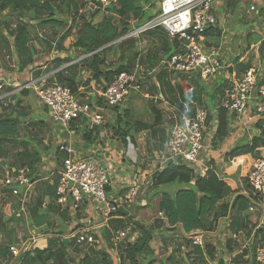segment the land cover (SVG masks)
<instances>
[{
    "label": "crops",
    "instance_id": "obj_1",
    "mask_svg": "<svg viewBox=\"0 0 264 264\" xmlns=\"http://www.w3.org/2000/svg\"><path fill=\"white\" fill-rule=\"evenodd\" d=\"M246 2L248 6L243 16L240 14L241 10L237 11L236 7L232 8L231 4L229 5L230 1L228 0L217 1L213 6L218 25L215 29H212V35L204 36L203 42L211 43L214 45L211 48H219L220 50L222 70L216 76L207 81H203L196 76L193 77L189 83L194 84L193 86L195 89L190 94H187L189 91L186 92L185 88H182L180 82L177 81L178 78L186 80L185 77L166 71V69H159V65L162 61L160 56L151 58L146 57V60L142 63V67L145 70H148L149 68L150 71L148 70L149 72L147 73L150 75L143 77L141 93L151 96L152 99L154 97H162L166 103L168 102L171 107L179 109L178 111L181 113L187 108L188 113L186 116H190L196 108L200 107L205 109L207 115L213 117V121L207 124L206 127L210 129V132L215 133L212 128L216 127L214 126L216 118L214 117V113L206 106L205 100L208 99L209 96H212V98L215 96L216 100L213 98L214 102L219 106L222 101L223 89L227 83L234 78L242 77L249 69L255 70L254 66L256 65L254 64L250 66L247 65L243 71H240L238 66L247 61L249 64L250 52L254 51V48H258V46L262 44V41H264V1H258L259 3H255L257 9L254 12H249V7L254 4L253 1ZM243 9L245 8H242V10ZM259 11L262 12V16L260 17L257 15V12ZM231 18H234L235 20V23L233 24L235 28H241V26L244 28H242V30L239 29L236 34L233 33L231 37H228L227 33L230 30L229 26L231 25ZM35 25V28L31 27V29L33 30L32 36L35 37L36 35L37 39H33L29 42L33 54L25 59H20V57H18L14 45L11 43L8 44L7 41L9 40L4 35V31L0 30V84L2 85V88L0 89V117L14 119L18 124L17 128H19L15 136V143L13 141L10 143H4V147L11 149L13 147L15 148L16 158H14V163L19 165L18 167H21L20 165L23 166L22 162L26 163L24 166L30 165V167H32L33 171L31 172V179L34 182V195L30 202L29 210L30 213L32 212L30 215L34 216L33 220H35V216L40 213L48 215L50 222L49 232L36 231V229L31 228V224H29V229L32 234L30 236H33L34 239H36V245L32 250H43L47 248L49 239L56 240L55 242L57 243L53 244L54 248H56L60 241L66 239L77 225H80L81 228L88 227L91 234L97 236V239L95 238L97 244L99 242L107 243L106 239L109 237L107 230H113V226L109 222L114 218L106 216V212L104 213V216L107 220L101 221L103 219L102 216L92 213V209H90L85 215L78 216L77 214L79 211L72 213L70 209L67 210L68 207H64V211H59L56 204L54 205L55 202L48 203V200H46L47 187L50 186L49 184L52 185L54 183L55 185V183H57V172L61 167L62 158L64 157L59 153L58 148L61 145H70L74 150L75 155L79 158L94 159L103 166H108L107 163L111 164L113 168L108 170L110 178L108 189L112 187V183L117 189V192L115 193V197L114 195L108 197V199L111 200L110 202H116L123 197L125 198L129 192H135L132 203L136 204V202H138L139 205H144L148 201L149 192L153 190V188L152 190L149 189L152 185L151 175L157 170L163 169L167 164L165 157L171 124L165 122L163 111L160 106L147 105L148 109L155 108V110L160 113L162 122L161 125L152 131L151 138H153V143L147 142L148 147L150 146L149 149H151V153H145V162H147V164L145 165L143 159H139L134 166L131 164V161L127 159V151L122 143V145L120 144V147H122L121 149H125V151L120 149L119 151L114 152V155L106 153L105 147H107L108 151L114 144L120 142L117 139L115 141L109 139L106 131L101 132L97 137L95 134H93V136L89 135L88 137L83 136L85 128L90 130L87 122L83 119L74 122V126L72 125L71 127L73 129V134H68L61 131V129L56 130L53 127L48 128V125L45 122L46 117L50 119L47 109L38 102L37 97L32 91L18 94V92L15 91V86L22 84L25 81L27 82L39 78H43L47 82H61L62 80L64 81L62 84L67 86L68 81H65V79H74L76 87L74 94L75 97H77L82 103H91L93 109H99L100 115H102L103 124L109 121V119L105 120V118H107L106 116L112 118L120 112L105 107L103 103H97V94H99L101 88L106 84V80L104 76H101L99 79L93 78V73L88 67H86V62L88 60L86 57L88 54L83 55L78 49L72 46L73 43L70 47H66L64 41H66L67 38L63 42H60L59 40L60 44L58 43L59 45L56 46V44H54L55 38L58 40V38L64 34V31L58 30L56 31V36H51L49 29H41L38 24ZM245 30L249 32L246 36L244 35ZM218 31H220V36H216ZM153 35L158 34H151L148 37ZM47 39L51 42V48L46 47L42 41ZM252 39H257L256 45L251 43ZM210 40L218 45L216 46ZM242 41L244 44H242ZM151 44H153V42ZM204 46L206 51L211 49L205 44ZM257 83L258 86H264L263 81H257ZM155 88H157V90H155ZM168 88L172 91L169 95L165 93V90ZM207 94L209 96H207ZM140 96L137 93H131L125 106L134 107L133 100ZM187 96H190V100H187ZM198 98L201 99L203 107L197 104ZM253 112L254 106L253 100H251L249 102L247 115L252 114ZM227 117L229 121L228 129H231L233 123H238V126L235 128L236 131H230V134L232 135L228 139V143L232 145V147H235L237 145V140L244 138L242 137L245 133L244 131H250L249 127L252 124L244 125L245 117H242V121H239L234 115H227ZM19 118L24 119V121H21ZM253 127L254 133L256 134L257 128L254 125ZM160 129L163 131L160 132ZM141 133L143 135L146 131H141ZM141 133L134 132L132 136L133 139L131 144H133L137 150H139L141 146ZM207 135H209V132ZM29 140L37 146L30 145ZM212 140L213 136H207L205 139L203 146L204 152L201 151L198 157L200 161L199 164L201 166L205 165V159L213 162L212 167L214 170H221V166L225 165H228L226 168L228 169L233 163L231 161H226L225 158L222 157L226 155V148L214 150L211 145ZM5 142H8V140ZM36 147L40 149V153L36 151L37 149L35 151L33 150ZM115 150L116 149L113 151ZM116 159H119L120 163L125 166L120 168L121 173L123 174L122 177L121 175H117L116 165L113 163ZM250 161L252 166L254 158H251ZM251 166L249 170L251 169ZM242 168V164L238 165L236 172L231 175H226L225 169L222 177L223 179L232 181L240 194H244L246 192V186H248L246 178H243ZM216 173L218 174L217 170ZM111 174H113V176H111ZM234 176H237V178L239 177L238 182L240 185H237V180H235ZM244 179L246 180L245 183ZM235 196L236 194L233 195L232 199H234ZM50 197L52 199L54 198L53 195H50ZM6 201L8 202L7 208L4 210L1 209L0 211V247L7 245L6 247L9 248L10 246L16 245L17 240L15 237L17 233L24 231V227H21L20 224H11L9 220H6V216L9 217L12 215V199H6ZM126 207L128 206H125L124 209H126ZM220 224H222L221 220L218 226ZM179 230L180 232L175 231L176 235L174 237L170 236L171 239H167V237L168 235L173 234V231H165L164 236L160 235L163 243V245H161L163 251L160 250V252H165L164 250L167 252L160 255L159 251L154 250L156 258H163L175 251L174 248H180L178 251L180 252L181 257L185 253L183 258L187 262L190 260L189 262H195L196 264H218L220 260H225L224 256L226 255L230 259L236 257L239 264H259L252 257L253 244L251 238L248 239V242H251L250 246L246 243H242V247H239L232 243L231 246L233 250L229 251L227 246L225 247L223 244L219 243V227L213 233L196 230L189 235H186L181 228H179ZM102 232H104V234ZM8 234L11 235V239H9V237L5 238ZM194 236L200 237L203 244H205L204 242L207 237L213 238L214 241L217 240L218 248L215 246V243L206 244L215 248V259L213 261L208 260L203 251V247H200L203 251L202 255H200L197 254L196 247H193L192 244L189 245L187 242L184 243L185 239ZM27 237L28 234L25 232L24 239ZM166 240H170V242H167ZM206 245H204V247ZM219 255H221L220 259L218 258ZM15 260L16 258L12 257L9 252L0 254V264H14ZM114 264H116L115 261ZM156 264H159V262Z\"/></svg>",
    "mask_w": 264,
    "mask_h": 264
},
{
    "label": "trees",
    "instance_id": "obj_2",
    "mask_svg": "<svg viewBox=\"0 0 264 264\" xmlns=\"http://www.w3.org/2000/svg\"><path fill=\"white\" fill-rule=\"evenodd\" d=\"M110 1H112L110 5L104 7L100 0H0V25L8 23L12 19L18 21L20 26L16 31L14 47L18 57H20V59H25L32 56V47L29 46V42L33 39H37V37L36 35L35 37L32 36L33 30L31 27L25 26V24L21 22L22 19L33 21L35 24H38L41 29H49L51 36H56V31H62L68 22L67 20H71V29L77 28L74 35L75 41L72 46L78 49L83 55L91 53L86 57V59L88 58L86 67L91 70L94 79H99L101 76L105 77V89L106 85L110 83V80H113L120 73L129 72V69L133 68L134 61L139 56L140 52V49L135 47V38L125 39L115 44H113V42L118 41L132 30V22H135L134 24L136 26H140L145 21L153 18L154 11L149 7H154L157 0ZM228 1H230L229 5L231 4L232 8L236 7V0ZM88 4H94L98 9L89 14L84 13L83 10ZM102 9H104L105 13L109 14V17H104L100 23L91 25L93 17ZM257 15L259 17L262 16V12H257ZM78 21L81 22L79 23ZM70 31L67 33L64 32V34L60 36V42H63L66 38L71 36L72 33H70ZM152 32L158 34L159 43L154 41L156 47H152L151 50H148L146 57L151 58L160 56L162 58L161 60L165 61L173 54L182 50L180 43L176 39H170L163 31H148L146 33L149 34L146 36L151 35ZM212 34L213 30L208 29L204 33V36L206 37ZM216 34V36H220V31ZM42 41L46 47L51 48V42L48 39ZM119 53L122 55V62L117 63L116 67L113 69L112 67L116 61H114V63L111 59L116 60ZM110 54L111 58L109 59L108 56ZM179 76L185 77L180 74ZM195 76L198 77L195 74L191 78L185 77L186 80H182L181 78L177 79L182 88H185L186 92L189 91L187 94H190L195 89L193 86L194 84L189 83ZM65 81H68L67 87L70 89L71 93L75 94L76 87L74 79H65ZM27 82L25 81L24 83ZM61 82L63 83L64 81L61 80ZM29 91L31 90L25 89L16 92H18V94H24ZM186 98L190 100V96ZM97 99L98 104L103 103L105 107L113 109L116 112H118L119 109H123V114L120 115V113H117L114 116V124L106 122L105 124L102 123L92 127L90 130L85 128L83 131V136L85 137L89 135L93 136V134L97 137L101 132L106 131L109 139L112 141L116 139L119 140L126 148L129 140L130 143H132V133L146 131V138L151 139L152 131L161 125L162 117L155 108L149 109V114L148 111H146L148 109L146 106L147 108H145L146 110L144 109V113L137 116L134 110H132V106L128 108L123 105L121 108H111L104 103L99 95H97ZM197 104L199 106L203 104L200 98L197 99ZM196 109H194V111ZM199 109L206 112L203 108L199 107ZM148 114L151 117H148ZM193 115L194 112L190 117ZM227 115V110L220 106L216 118L215 138L225 137L227 133H230ZM80 119L85 120L83 117ZM211 120H213V117L207 115L205 125L209 124ZM76 121H79V119ZM74 122L71 123V127L72 125L74 126ZM262 124V120H257L254 126L260 130ZM17 126L18 124L14 119L0 117V153L1 149L4 147L2 142L4 140H13V137H15L13 135L17 132ZM258 150H264V131L261 130L254 134L253 138L250 140L248 139L244 145H236L225 155V160L233 163L226 169L225 174H234L237 170V166L242 164V175L243 178L247 180L249 168L251 166L250 159H255L256 156H258ZM131 152H135V155L131 157L138 158V153L135 148ZM59 153L61 152L59 151ZM131 157V164H137V159L132 161ZM22 164L23 166L26 165L25 162H22ZM211 164H213L212 161ZM9 165L10 170H15L19 166L11 163ZM25 167L29 168L31 177V172L33 171L32 167H30V165ZM200 169L199 173H197L194 169L182 163L169 162L163 169L153 173L151 186L155 189L154 195L152 194L146 204L140 205L141 207H147L151 198L153 199L155 213L149 218L146 216L142 218L137 208H134L135 210L132 211V209L128 208L129 205L126 207L128 211V216L126 217L122 216L118 211L110 213L109 216L114 218L109 222L113 226V229L130 228L129 235L125 241L118 245L119 254L115 257V263L119 261L123 264H156L157 262H159V264H183L185 259L178 258L175 255V251L163 258H156L155 251L151 247L154 238L160 235L164 236L165 231L175 232L178 231L179 228H181L186 235L196 230L212 231L216 228L218 220L224 221V226L230 232L227 241L229 243L227 249L229 251L233 250L231 244L239 242L236 238L239 234L246 236L247 239L251 238V241L254 243L252 257L255 260L257 249L264 247V226H260L259 211H256V213L249 212V198L238 193L239 191L232 181L219 177L212 165L209 167H200ZM0 171H4V168L1 166ZM202 171L204 175L201 174ZM174 184H180L181 188L174 190L172 193L158 190L160 187H172ZM106 190H108V188ZM246 191L250 195L249 186H246ZM235 194V198L232 199ZM7 205L8 202L6 200L2 202V205L0 204V211L1 209L4 210L7 208ZM67 210L69 209L67 208ZM163 213L165 214L164 218ZM254 214H258V219L252 222L251 218ZM210 217L212 221H208ZM31 225L33 226V224ZM78 228H81V226L77 225L74 229L77 230ZM36 231L47 232L48 229L41 226L37 227ZM107 232L110 236V230H107ZM133 233L137 236L136 239L131 242L129 238H132L131 234ZM93 236L97 239L96 235ZM110 239L111 238H109V240ZM55 241V239H49L47 248L43 250L34 249L30 252L22 253L16 258L14 264H70L66 252L69 249H73L78 253L82 244H77L75 239H69L66 247L64 240H61L59 245L54 248L53 244L57 243ZM186 241L189 245L192 244L190 239H186ZM99 244L100 245L97 246L99 248L98 251L96 248L89 247V251L92 252V255H84L82 260L75 263L113 264L111 256L107 254L104 248L99 247L104 246V243L99 242ZM83 245L88 244L83 243ZM241 245L242 243L239 242L238 246L242 247ZM6 246L0 247V254L9 252ZM89 246H92V244ZM193 247H196L197 254L202 255L204 251L208 260L213 261L215 259L216 251L213 246L206 245L203 247V251L199 246L193 245ZM101 254L103 258L99 259L98 255ZM231 260L235 264H239L236 257ZM193 264L196 263L194 262ZM218 264H222V261L220 260Z\"/></svg>",
    "mask_w": 264,
    "mask_h": 264
},
{
    "label": "built area",
    "instance_id": "obj_3",
    "mask_svg": "<svg viewBox=\"0 0 264 264\" xmlns=\"http://www.w3.org/2000/svg\"><path fill=\"white\" fill-rule=\"evenodd\" d=\"M217 1L220 0H160L159 11L153 18L136 26L118 41L136 38L148 31H163L170 39H176L182 50L173 54L168 60L161 61L160 66L176 75L191 78L196 74L201 80L207 81L222 70L219 48L206 51L201 44L204 33L208 29H215L218 25L213 7ZM251 1L254 4L249 7V12H254L257 9L255 3L264 0ZM100 2L106 7L112 1L100 0ZM97 9L94 4H88L83 12L89 14ZM142 74L143 69L137 63L131 72H123L116 76L98 95L108 107L121 106L131 91L140 90L138 79ZM25 89L33 91L39 103L47 108L50 119L59 123L69 134H73L70 129L71 122L81 117L88 121L90 127L102 122V116L98 112L89 105L81 103L65 86L46 83L40 78L17 85L15 88L16 91ZM155 99L166 103L162 97ZM251 100H253L254 112L247 115ZM220 106L239 121L245 117L244 125H254L257 120H262L260 130L264 131V86H258L255 70L249 69L242 77L234 78L227 83L223 89ZM187 113L186 108L183 113L178 111L168 118L171 128L165 161L183 163L192 167L200 163L198 157L203 149L207 112L197 108L192 117L186 116ZM260 130L257 129V132ZM129 145L131 143H128ZM131 146L130 149L133 150V145ZM59 151L64 158L57 172L54 201L56 205L78 212L80 205L89 199L106 205L109 211L105 215L109 216L110 213L117 212L119 207L128 206L133 201L135 192H129L125 198L116 201L115 205L109 201L106 195V189L110 184L109 165L104 168L94 159L77 157L70 145H61ZM33 184L28 167L22 166L15 170L4 168V171H0V199L6 200L8 197L16 199L20 203V209L12 210L11 214L16 218H23L24 222L20 224L24 227V231L17 233L15 237L20 246L18 247L16 243L8 248L11 256L15 258L22 253L32 251L36 245V239L30 236L32 234L27 223V210L34 194ZM247 184L251 196L247 191L243 195L249 198L248 211L253 213L259 209L261 211L259 223L260 226H264V157L254 159L247 176ZM0 204L2 205V202ZM129 230L130 228L111 229L113 245L118 246L125 241ZM25 232L28 234L26 239H24ZM90 233L88 227L74 229L67 239H75L77 244L91 245L97 241ZM190 240L195 246H203L200 237L194 236ZM255 259L258 263H264V247L257 249ZM222 264L235 263L229 259Z\"/></svg>",
    "mask_w": 264,
    "mask_h": 264
},
{
    "label": "rangeland",
    "instance_id": "obj_4",
    "mask_svg": "<svg viewBox=\"0 0 264 264\" xmlns=\"http://www.w3.org/2000/svg\"><path fill=\"white\" fill-rule=\"evenodd\" d=\"M104 1H109V0H104ZM159 1L160 0H157L156 1V3H155V5H154V7L153 6H150L149 8H151L153 11H154V13H153V15L155 16V14L156 13H158V11H159V7H158V5H159ZM221 1H226V0H221ZM244 1V2H243ZM246 1H251V0H236V10L237 11H240L241 10V12H240V14L243 16V14L245 13V10L247 9V6H248V4H247V2ZM259 3V2H258ZM242 8H245V9H243L242 10ZM156 10V11H155ZM92 12H94V11H92ZM91 12V13H92ZM150 12V11H149ZM152 15V14H151ZM65 17H67V16H65ZM104 17H109V14H107V13H105V11H103V10H101V11H99L98 12V14H96L94 17H93V19H92V22H91V25H95V24H98V23H100L101 21H102V19L104 18ZM246 17V16H245ZM68 22H67V24L64 26V28H63V30L62 31H64L65 33H67V32H69L70 31V29H71V26H72V21L71 20H67ZM21 22H23L24 24H25V26L27 25V26H29V27H33V28H35V23L33 22V21H29L28 19H22V21ZM79 23L81 22V21H78ZM146 22V21H145ZM230 22H231V25L229 26V28H230V30H229V32L227 33V36L229 37H231V35L234 33V34H236L237 33V31H239V29H241L242 30V28H244L243 26H241V28L240 27H238V28H235L234 27V23H235V20H234V18H231L230 19ZM135 22H132V29H134V28H136V25L134 24ZM20 25H19V23H18V21H16V19H13V20H11V21H9L8 23H6V24H3V25H1V27H0V30H3L4 32V35L6 36V38L9 40V41H7L8 42V44L9 43H11V44H13L14 45V42H15V36H16V31H17V29H18V27H19ZM76 31H77V28H72L71 29V31H70V33H72L71 34V36L69 37V38H67L66 39V41H64V45L67 47V46H69L70 47V45L72 44V43H74V41H75V38H74V35H75V33H76ZM156 32H152V34H155ZM62 34V33H61ZM149 33H145V34H142V35H140V36H138V37H136L135 38V40H136V46L135 47H137L138 46V48L140 49V52H139V56L135 59V61H134V66L138 63L141 67H142V63H144V61L146 60L145 59V57H146V55H147V53H148V50H151L152 49V47H156L154 44H156V43H154V41H157L158 43H159V36L158 35H153V36H151V37H148V36H146V35H148ZM249 34V32H247L246 30H245V32H244V35L246 36V35H248ZM242 35H243V33H242ZM72 36H73V38H72ZM244 36V37H245ZM54 40V39H53ZM211 41V40H210ZM117 42H119V41H117ZM116 42V43H117ZM153 42V44H151ZM212 43H214L216 46L218 45L217 43H215V42H213V41H211ZM60 44V42H59V38H58V40H56V38H55V40H54V44H56V46L57 45H59ZM139 43V44H138ZM157 43V44H158ZM251 43H254V45H256L257 44V39H252L251 40ZM115 44V43H114ZM202 45H203V47H205L204 46V44L207 46V47H212V46H214L213 44H211V43H207V42H202L201 43ZM242 44H244V42L242 41ZM154 45V46H153ZM261 45H262V47H261ZM205 49V48H204ZM255 54V55H254ZM250 59H249V61H250V63L248 64V61L246 62V63H243V64H240L239 66H238V69L240 70V71H243L245 68H246V66L247 65H252V64H254V65H256V66H254L255 67V75H256V78H257V81L259 82V81H263L264 82V71H263V68H264V41H262V44H260L259 46H258V48H254V51H251L250 52ZM108 58L110 59L111 58V54L108 56ZM119 58V59H118ZM130 59H132V58H130ZM111 61H116V63L113 65V69L116 67V64L117 63H119V62H122V55H120V53H119V55L117 56V59L116 60H114V59H111ZM142 61V62H141ZM163 61V60H162ZM124 63V62H123ZM134 66H133V68H134ZM133 68H130L129 69V71H132L133 70ZM142 69H143V74H142V76L138 79V83H139V85H140V90L139 91H131L130 92V94L127 96V98H126V100L124 101V104L123 105H125L126 104V102H127V100H128V98H129V96L131 95V93H137L140 97H136L133 101V106L134 107H132L133 109L132 110H134V113L137 115V116H139V115H141L142 113H144V109L146 108V106L147 105H157V106H160L161 107V109H162V111H163V115H164V120H165V122L167 123V124H169L170 122H169V120H168V118L170 117V116H172L174 113H178V110L179 109H176V108H173V107H171V105H169L168 104V102L167 103H164V102H162L161 100H156L155 99V97L152 99V97L151 96H148V95H146L145 93H141V90H142V79H143V77L144 76H149L150 74H148L147 72H149L150 70H149V68H148V70H145L143 67H142ZM159 69H161V70H164V68H162L160 65H159ZM166 71H168V70H166ZM40 79V78H39ZM34 80H38V79H34ZM45 80V79H44ZM31 81V80H30ZM112 81V80H111ZM110 81V82H111ZM45 82H47L46 80H45ZM52 82H56V81H52ZM160 82V81H159ZM56 83H59V84H61V85H63L62 84V82H56ZM158 83V82H157ZM23 84V83H22ZM22 84H19V85H22ZM158 85H159V83H158ZM63 86H65V85H63ZM107 86V85H106ZM65 87H67V86H65ZM15 88H16V86H15ZM68 88V87H67ZM69 89V88H68ZM70 90V89H69ZM102 90H104V86L101 88V91ZM155 90H157V88H155ZM16 91V90H15ZM18 91V90H17ZM33 92V91H32ZM198 92V91H197ZM165 93H167L168 95L169 94H171L172 93V91H171V89H167V90H165ZM73 94V93H72ZM202 94V93H201ZM204 94V93H203ZM98 95V94H97ZM36 96V95H35ZM73 96H75L74 94H73ZM207 96H209L208 94H207ZM77 98V97H76ZM213 98L215 99V96H213ZM212 98V96H209V98L208 99H206L205 100V104H206V106H209V109L214 113V117L215 118H217V116H218V113H219V108H220V106H218L215 102H214V99ZM38 99V98H37ZM78 99V98H77ZM79 100V99H78ZM216 100V99H215ZM80 101V100H79ZM38 102H39V100H38ZM81 102V101H80ZM82 103V102H81ZM86 104H88L90 107H92L93 108V106H92V104L91 103H86ZM122 105V106H123ZM201 106L203 107V104H201ZM46 108V107H45ZM129 108V107H128ZM47 109V108H46ZM48 111V110H47ZM119 112H120V115H122L123 114V109L122 110H118ZM146 111H148V113H149V109H147ZM109 112V111H108ZM107 112V113H108ZM150 114V113H149ZM148 114V117H151L150 115ZM227 114L228 115H231L228 111H227ZM232 116V115H231ZM107 118H105V120L107 119H109V121H107L108 123H110V124H114L115 122V118H114V116L112 117V118H108V116H106ZM21 121H24V119H21V118H19ZM146 119L148 120V118L146 117ZM213 120H211V122H212ZM45 122H46V124L48 125V128H50V127H53V128H55L56 130H60L61 129V131H64V132H66V130L59 124V123H57V122H54V121H52L51 119H49V118H45ZM215 125H217V120L215 121V123H214V126ZM238 126V123L237 122H235V123H233V126L231 127V129H229V132L231 131H236L235 130V128ZM213 127V126H212ZM253 128V129H252ZM18 129L19 128H17V132H18ZM212 129H214V131L216 132V127H213ZM249 130L250 131H244L245 133H244V135L242 136V137H244V138H240V139H238L237 140V142H236V144L237 145H244L247 141H248V139L250 140L251 138H253L254 137V127H253V125H251L250 127H249ZM160 132H162L163 130H159ZM212 131V130H211ZM17 132L13 135V136H16V134H17ZM143 132V131H142ZM208 132H209V135H207L208 134ZM139 133H141V131H139ZM132 134H134V133H132ZM214 134L215 133H212V132H210V129L208 128V127H206V125H205V131H204V141H205V139L207 138V136H213V140H212V142H211V145L213 146V148H214V150H221V148L223 149V148H226V154L227 153H229L234 147H232V145H230L229 143H228V139L230 138V136L232 135V134H228L227 133V135L225 136V137H221V138H215L214 137ZM140 135H142V133L140 134ZM12 136V137H13ZM105 136H106V134H105ZM143 137V138H142ZM142 137L140 136V139H141V146H140V149L139 150H137V148H136V150H137V153L139 154V157L138 158H136V157H131V156H133V155H135V152H131V151H133V150H131L130 149V147H132L131 145H133V144H131V145H127V147H126V149H127V159L128 160H130V157H131V160L132 161H134V159L136 160L137 159V161H139V159H143L144 160V163H145V165L147 164V162H145L146 160H145V157H146V155H145V153L146 152H148V153H151V149H149L150 148V146L148 147V144H147V142L148 143H153V138H151V139H149V138H146V133L144 134L143 133V135H142ZM9 138V137H8ZM6 140H4L2 143H3V146H4V143H10V142H14L15 143V137H13V140H11V141H8V142H5ZM204 141H203V146H204ZM110 143V142H109ZM29 144L30 145H34V146H37L35 143H32L30 140H29ZM111 144V143H110ZM120 144H121V142H118V143H116V144H114L112 147H111V149H109L108 151H107V147H105V151H106V153L107 154H111V155H114V152H117V151H119L122 147H120ZM122 145V144H121ZM211 146V147H212ZM141 147H142V149H141ZM135 148V146L133 145V149ZM37 149V150H36ZM114 149H116L115 151H113ZM34 151L36 150L37 152H39L40 153V149H38L37 147L36 148H34L33 149ZM121 150H123V151H125V149H121ZM130 150V151H129ZM210 150H211V148H210ZM225 150V149H224ZM212 151V150H211ZM202 152H204V149H202ZM101 154V153H100ZM116 154V153H115ZM223 154V153H222ZM257 154H258V156H256V158H262V157H264V150H258V152H257ZM223 158H225V155L224 156H222ZM14 158H16V156H15V148L13 147L12 149L11 148H7V147H3L2 149H1V153H0V166L1 167H3V168H5V169H10V163L11 164H15L14 163ZM209 159V158H208ZM204 161H205V165H203L204 167H209V166H211L212 164H211V161L210 160H205L204 159ZM115 165H116V170H117V175H121V177H122V173H121V167L123 166L121 163H120V160L119 159H116L114 162H113ZM110 167L108 168V170H111L113 167L111 166V164L110 163H107ZM132 165L134 166L135 164H133L132 163ZM203 166H200V165H196V166H192L191 168L192 169H194L195 170V172H197V173H199V170H200V167H203ZM22 167V166H21ZM123 167H125V166H123ZM190 167V166H189ZM228 167V165L226 166H221V170H218V169H216L217 170V172H218V174H219V176L222 178L223 177V175H224V171H225V169ZM17 168H20V167H17ZM16 168V169H17ZM215 170V171H216ZM116 174V173H115ZM201 174L202 175H204V172L202 171L201 172ZM200 174V175H201ZM111 176H113V174H111ZM152 176V175H151ZM234 178H235V180H237L236 182H237V185H240L239 184V182H238V179H239V177L237 178V176L235 177L234 176ZM244 183H245V181H244ZM50 186H48L47 187V191H46V193H47V197H46V200H48V203H50V202H53L54 203V201H55V191H56V183H55V185H54V183L51 185V184H49ZM111 186L112 187H110L108 190H106V195H107V197H112L113 195H114V197H115V193L117 192V189L112 185V183H111ZM178 188H181V185L180 184H174L172 187L170 186H168V187H160L158 190H160V191H164V192H173L174 190H176V189H178ZM149 189H151L152 190V186H150L149 187ZM154 192H155V189H153L152 191H150L149 192V194H148V201H149V199H150V197L152 196V194L154 195ZM34 195V194H33ZM50 195H53L54 196V198L52 199L51 197H50ZM136 197H137V195H136ZM9 199H12V203H11V209L12 210H16V211H18L19 209H20V203L19 202H17L16 201V199H13V198H11V197H8V199L7 200H9ZM32 199H33V197H32ZM31 199V200H32ZM5 201V199H0V202H4ZM15 201V202H14ZM109 201H111V200H109ZM31 202V201H30ZM133 202V201H132ZM129 203V209H132V211H134L135 209L134 208H137V211H138V213H139V215L142 217V218H145V216L147 217V218H149V217H151V216H153L154 215V213H155V209H154V201H153V199L151 198V200H150V203H149V205L147 206V207H141L140 205H139V203L138 202H136V204H134V203ZM30 205V204H29ZM54 205H55V203H54ZM56 207H57V209L60 211H64V207H61V206H58V205H56ZM90 209H92V213H94L95 215H99V216H102V220L101 221H103V220H107V218L104 216V213L105 212H107V211H109V208L106 206V205H104V204H100V203H96V202H93V201H90L89 199H87L86 200V202L85 203H83V204H81L80 205V207H79V209H78V211H79V213L77 214L78 216H83V215H85L86 213H88L89 211H90ZM126 210V209H125ZM76 213L77 211H72V213ZM256 213V212H255ZM30 214H32V212L30 213V210H29V206H28V210H27V223H28V225L29 224H33V226L31 225V228H35V229H37V227H41V226H43L44 228L46 227L47 229H48V232H49V228H50V222H49V216L48 215H45V214H40V213H38L37 214V216H35L36 218H35V220H33V218H34V216H32V215H30ZM101 214V215H100ZM76 215V214H75ZM6 218V220H9V222H11V224H24V222H23V218H16L14 215H11V216H6L5 217ZM209 219V218H208ZM255 219H258V214L256 215V214H254V216L251 218V220H252V222H254L255 221ZM226 220V219H225ZM79 221H80V219H79ZM208 221H212V218L210 217V219L208 220ZM220 223V220H218V222H217V226H216V228L215 229H213L212 231H206V232H214V231H216V229L219 227V231L220 232H218V235H219V238H218V240H219V243H221V244H223L225 247L227 246V245H229V243L227 242L228 241V238H229V234H230V232L227 230V228L224 226V224H225V222L224 221H221V223L223 224H220L219 226H218V224ZM178 226H180V225H178ZM86 228V227H85ZM85 228H83V229H85ZM224 229V230H223ZM223 230V231H222ZM178 231L180 232V230L178 229ZM164 232V231H163ZM103 234H104V232H102ZM132 235V238L130 237L129 238V241H134L135 239H136V234L135 233H133V234H131ZM176 234H175V232H173V234H171V235H168V237H167V239H171V237L170 236H172V237H174ZM189 235V234H188ZM233 236V235H232ZM237 236V235H236ZM7 237H9V239H11V235L10 234H8L5 238H7ZM112 237V235L110 234V236L108 237V239H106V242L107 243H104V246H99V247H101V248H104L105 249V251L107 252V254L109 255V256H111V258H112V263L114 264V257H117L118 256V254H119V251H118V246H114L113 245V243L111 242V238ZM158 237V236H157ZM154 238V240L152 241V243H151V247H153L154 248V250H156V251H159V254L161 255V254H164L165 252H167L166 250H164L165 252H160V250L161 251H163L162 249V246L161 245H163V243H162V240H161V236H159L158 238ZM234 237V236H233ZM109 238H111L110 240H109ZM189 238L190 237H188L187 239L189 240ZM237 240L240 242V243H246L248 246H250V243L251 242H248V239L246 238V236H242V235H238L237 237ZM174 239V238H173ZM167 242H170V240H166ZM16 242V241H15ZM185 242H187L186 241V239H185V241H184V243ZM226 242H227V244H226ZM239 242H234L236 245H238L239 244ZM17 243V242H16ZM188 243V242H187ZM205 244H203V246L202 247H204V245H206V244H212V243H215V246L218 248V242H217V240H213V238H211V237H207V239H206V241L204 242ZM252 244H254L253 242H252ZM98 245H100L99 243L97 244V243H93L92 244V246H89V245H81L80 246V251L78 252V253H76L73 249H69L67 252H66V255H67V257H68V259L70 260V264H76L75 262H79L80 260H82V258H83V256L84 255H92L91 253L92 252H90L89 250H90V248L89 247H93V248H96L97 249V251L99 250V248L97 247ZM243 245V244H242ZM18 247L20 246V243H18V245H17ZM253 246V245H252ZM120 247V246H119ZM189 247V246H188ZM174 250H175V255L179 258H183L184 257V254L182 255V257H181V255H180V252L178 251V250H180V248H178V249H175L174 248ZM174 252V251H173ZM190 252V251H189ZM94 255H96V254H94ZM98 257H99V259H102L103 257H102V254L101 255H98ZM220 257H221V255H219L218 256V258L220 259ZM225 257V260H223L222 261V263L224 262V261H226V260H229L230 258L226 255V256H224ZM190 258V257H189ZM196 258V257H195ZM197 259V258H196ZM190 260H188V262H189ZM186 260H185V262L183 263V264H193L194 262H189L188 263ZM258 263V262H257ZM116 264H123V263H120L119 261L118 262H116ZM260 264V263H259Z\"/></svg>",
    "mask_w": 264,
    "mask_h": 264
},
{
    "label": "bare ground",
    "instance_id": "obj_5",
    "mask_svg": "<svg viewBox=\"0 0 264 264\" xmlns=\"http://www.w3.org/2000/svg\"><path fill=\"white\" fill-rule=\"evenodd\" d=\"M203 38H204V36H203ZM113 44H114V43H113ZM166 70H167V69H166ZM129 72H131V71H129ZM127 73H128V72H127ZM112 81H113V80H112ZM112 81H111V82H112ZM111 82H110V83H111ZM46 83H56V82H46ZM110 83H109V84H110ZM57 84H59V83H57ZM109 84H108V85H109ZM60 85H61V84H60ZM108 85H107V86H108ZM62 86H63V85H62ZM107 86H106V87H107ZM106 87H105V88H106ZM84 104H86V103H84ZM123 104H124V103H123ZM123 104H122V105H123ZM87 105H88V104H87ZM122 105H121V106H117V108H121ZM91 108H92V107H91ZM92 109H93V108H92ZM93 110L96 111V112H98V113L100 114L99 109L95 108V109H93ZM48 115H49V114H48ZM101 116H102V115H101ZM83 118H84V117H83ZM79 119H80V118H79ZM84 119H85V118H84ZM76 120H78V119H76ZM76 120H74V121H76ZM74 121H72V122H74ZM85 121L87 122L88 127H89L90 129H91L92 127H95V126L90 127L88 121H87L86 119H85ZM72 122H71V123H72ZM102 123H103V119H102L101 124H102ZM99 125H100V124H99ZM97 126H98V125H97ZM70 129L73 131V129L71 128V124H70ZM66 133H68V132L66 131ZM68 134H69V133H68ZM63 156H64V155H63ZM63 158H64V157H63ZM169 162H170V161H168L167 163H169ZM173 163H174V162H173ZM182 164H183V163H182ZM184 165H186V164H184ZM196 165H200V164H199V163H196L195 166H196ZM187 166H188V165H187ZM200 170H201V169H200ZM200 170H199V171H200ZM123 208H124V207H123ZM124 210H125V209H124ZM125 211H126V210H125ZM256 211H259V214H260L259 221H260V218H261V211H260L259 209H256ZM256 211H255V212H256ZM255 212H253V213H255Z\"/></svg>",
    "mask_w": 264,
    "mask_h": 264
},
{
    "label": "water",
    "instance_id": "obj_6",
    "mask_svg": "<svg viewBox=\"0 0 264 264\" xmlns=\"http://www.w3.org/2000/svg\"><path fill=\"white\" fill-rule=\"evenodd\" d=\"M116 42H117V41H114L113 43H116ZM102 166H103V165H102ZM103 167L105 168V166H103ZM112 205H115V203L112 202ZM118 212H119L122 216H124V217L128 216V212L125 211L123 207H119V208H118ZM164 217H165V214L163 213V218H164ZM64 244H65L66 247H67V244H68V239H67V238L64 239Z\"/></svg>",
    "mask_w": 264,
    "mask_h": 264
},
{
    "label": "clouds",
    "instance_id": "obj_7",
    "mask_svg": "<svg viewBox=\"0 0 264 264\" xmlns=\"http://www.w3.org/2000/svg\"><path fill=\"white\" fill-rule=\"evenodd\" d=\"M224 88H225V87H224ZM168 139H169V138H168ZM112 202H113V201H112ZM112 202H111V203H112ZM114 203H115V202H114ZM255 260H256V259H255ZM256 262H257V261H256Z\"/></svg>",
    "mask_w": 264,
    "mask_h": 264
}]
</instances>
